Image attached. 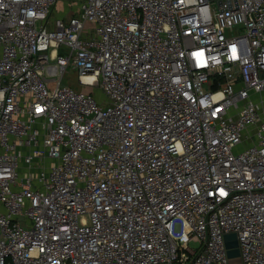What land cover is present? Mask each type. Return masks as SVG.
I'll use <instances>...</instances> for the list:
<instances>
[{
	"label": "built area",
	"instance_id": "built-area-1",
	"mask_svg": "<svg viewBox=\"0 0 264 264\" xmlns=\"http://www.w3.org/2000/svg\"><path fill=\"white\" fill-rule=\"evenodd\" d=\"M57 2L0 0V264H264V0Z\"/></svg>",
	"mask_w": 264,
	"mask_h": 264
},
{
	"label": "rangeland",
	"instance_id": "rangeland-1",
	"mask_svg": "<svg viewBox=\"0 0 264 264\" xmlns=\"http://www.w3.org/2000/svg\"><path fill=\"white\" fill-rule=\"evenodd\" d=\"M81 1L82 0H58L56 7H55V10L57 11L58 9L62 10L63 8H65L64 12L74 13V12H76L78 5ZM62 83L66 84V85H70L76 89H84V90H89L91 92L93 91V93L96 94V96L99 99H104V94L100 88H98V87H94V88L93 87H86L82 84L80 85V83L77 80L76 71L73 70L71 66L68 68L66 74L64 75ZM49 86H50V88H53L54 82L50 81ZM207 89H209V88L206 87V90ZM249 143H250V141H247V142H245L244 145H248Z\"/></svg>",
	"mask_w": 264,
	"mask_h": 264
},
{
	"label": "water",
	"instance_id": "water-1",
	"mask_svg": "<svg viewBox=\"0 0 264 264\" xmlns=\"http://www.w3.org/2000/svg\"><path fill=\"white\" fill-rule=\"evenodd\" d=\"M226 246L228 248V256L230 258L238 257L240 255V251L238 248V240L237 236L234 233H230L226 235Z\"/></svg>",
	"mask_w": 264,
	"mask_h": 264
},
{
	"label": "crops",
	"instance_id": "crops-1",
	"mask_svg": "<svg viewBox=\"0 0 264 264\" xmlns=\"http://www.w3.org/2000/svg\"><path fill=\"white\" fill-rule=\"evenodd\" d=\"M56 7V6H55ZM64 9L65 8H63L62 10H55V8H54V15L55 16H66V15H71L72 13H68V12H64Z\"/></svg>",
	"mask_w": 264,
	"mask_h": 264
},
{
	"label": "bare ground",
	"instance_id": "bare-ground-1",
	"mask_svg": "<svg viewBox=\"0 0 264 264\" xmlns=\"http://www.w3.org/2000/svg\"><path fill=\"white\" fill-rule=\"evenodd\" d=\"M87 80H89V78H87Z\"/></svg>",
	"mask_w": 264,
	"mask_h": 264
}]
</instances>
